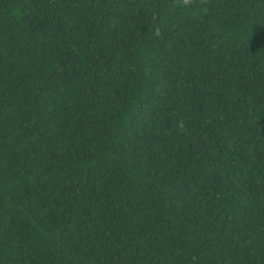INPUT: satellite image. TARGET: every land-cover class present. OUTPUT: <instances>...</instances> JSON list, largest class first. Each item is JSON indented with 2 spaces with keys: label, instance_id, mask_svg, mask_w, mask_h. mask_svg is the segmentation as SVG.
<instances>
[{
  "label": "trees",
  "instance_id": "trees-1",
  "mask_svg": "<svg viewBox=\"0 0 264 264\" xmlns=\"http://www.w3.org/2000/svg\"><path fill=\"white\" fill-rule=\"evenodd\" d=\"M0 264H264V0H0Z\"/></svg>",
  "mask_w": 264,
  "mask_h": 264
}]
</instances>
